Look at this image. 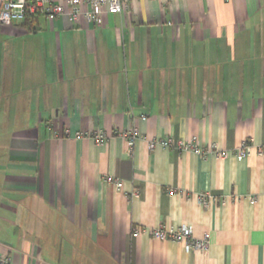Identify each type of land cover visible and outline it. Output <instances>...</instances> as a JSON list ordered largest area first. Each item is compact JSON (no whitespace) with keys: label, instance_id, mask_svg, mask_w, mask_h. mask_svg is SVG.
<instances>
[{"label":"crops","instance_id":"0c3cea01","mask_svg":"<svg viewBox=\"0 0 264 264\" xmlns=\"http://www.w3.org/2000/svg\"><path fill=\"white\" fill-rule=\"evenodd\" d=\"M69 13L0 27V256L264 264V0H134L101 25ZM182 226L208 250L149 233Z\"/></svg>","mask_w":264,"mask_h":264},{"label":"built area","instance_id":"2783aa9c","mask_svg":"<svg viewBox=\"0 0 264 264\" xmlns=\"http://www.w3.org/2000/svg\"><path fill=\"white\" fill-rule=\"evenodd\" d=\"M134 0H2L0 7V27H8L18 23H24L27 19L44 17L53 21L61 17L66 12V7L70 9V17L77 21L80 17L96 25L102 24L104 14L117 15L125 12L129 3ZM155 1V0H150ZM98 142H103L105 137L102 133L95 136ZM171 148L173 142L169 139L152 141L149 143V149L154 150L156 147ZM180 150H193L199 154H205L201 147L193 145V141L181 143ZM252 146L245 142L235 151L234 155L238 161H242L251 156ZM210 152V151H209ZM210 154L221 158H227L228 152L213 149ZM106 182L114 185L118 189L122 183L117 179L107 178ZM210 197L202 194L198 198L199 205L204 208L208 207ZM148 232L147 229L135 228L132 237L137 238L142 233ZM150 235L158 241H172L182 244L187 253L205 252L209 248L210 235L205 234L203 239L196 240L193 237V230L190 226H182L178 229L156 228L149 230ZM0 264H12L8 257L0 256Z\"/></svg>","mask_w":264,"mask_h":264},{"label":"trees","instance_id":"16d2710c","mask_svg":"<svg viewBox=\"0 0 264 264\" xmlns=\"http://www.w3.org/2000/svg\"><path fill=\"white\" fill-rule=\"evenodd\" d=\"M37 18H31V19H27L25 22H34Z\"/></svg>","mask_w":264,"mask_h":264}]
</instances>
